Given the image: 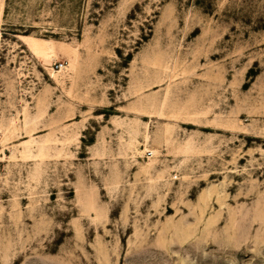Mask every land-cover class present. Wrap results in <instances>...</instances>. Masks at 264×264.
<instances>
[{"label": "rangeland", "instance_id": "obj_1", "mask_svg": "<svg viewBox=\"0 0 264 264\" xmlns=\"http://www.w3.org/2000/svg\"><path fill=\"white\" fill-rule=\"evenodd\" d=\"M0 264H264V0H0Z\"/></svg>", "mask_w": 264, "mask_h": 264}, {"label": "bare ground", "instance_id": "obj_2", "mask_svg": "<svg viewBox=\"0 0 264 264\" xmlns=\"http://www.w3.org/2000/svg\"><path fill=\"white\" fill-rule=\"evenodd\" d=\"M18 38L34 53L45 54L47 43L49 42L48 40L33 37L30 35H18Z\"/></svg>", "mask_w": 264, "mask_h": 264}, {"label": "built area", "instance_id": "obj_3", "mask_svg": "<svg viewBox=\"0 0 264 264\" xmlns=\"http://www.w3.org/2000/svg\"><path fill=\"white\" fill-rule=\"evenodd\" d=\"M53 68H54L55 70H57V71H62L63 69L66 68V66H65V63L62 62V61H55V62L53 63ZM148 154L151 155L150 152H148Z\"/></svg>", "mask_w": 264, "mask_h": 264}]
</instances>
